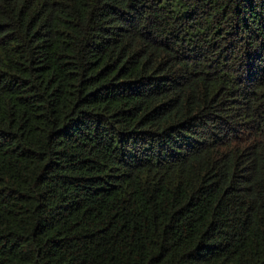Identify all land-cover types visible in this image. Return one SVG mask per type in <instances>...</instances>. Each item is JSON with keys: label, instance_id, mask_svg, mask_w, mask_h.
Masks as SVG:
<instances>
[{"label": "trees", "instance_id": "obj_1", "mask_svg": "<svg viewBox=\"0 0 264 264\" xmlns=\"http://www.w3.org/2000/svg\"><path fill=\"white\" fill-rule=\"evenodd\" d=\"M0 264H264V0H0Z\"/></svg>", "mask_w": 264, "mask_h": 264}]
</instances>
